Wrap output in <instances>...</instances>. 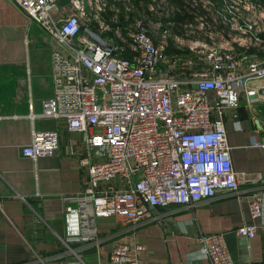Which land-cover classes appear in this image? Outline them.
<instances>
[{
	"label": "built area",
	"instance_id": "built-area-1",
	"mask_svg": "<svg viewBox=\"0 0 264 264\" xmlns=\"http://www.w3.org/2000/svg\"><path fill=\"white\" fill-rule=\"evenodd\" d=\"M12 1L53 44L54 93L42 115L65 119L70 130L85 133L88 146L86 185L64 196L65 243L99 240L100 216L142 220L157 204H192L240 189L227 121L242 129L237 108L242 101L253 106L263 95L254 81L264 78V29L246 27L244 16L246 28L236 36L250 37L258 44L254 50H234L229 34L228 46L209 45L199 59L185 58L145 26L104 33L112 21H92L93 0ZM103 2L118 9L125 0ZM83 25L101 32L110 47ZM59 140L57 129L35 128L22 153L52 155ZM254 143L264 147V138ZM249 206L262 219L236 232L252 237L264 230L262 191L249 195ZM197 240L210 264H235L224 232L202 233ZM144 249L142 242H117L110 257L115 264H140Z\"/></svg>",
	"mask_w": 264,
	"mask_h": 264
},
{
	"label": "crops",
	"instance_id": "crops-1",
	"mask_svg": "<svg viewBox=\"0 0 264 264\" xmlns=\"http://www.w3.org/2000/svg\"><path fill=\"white\" fill-rule=\"evenodd\" d=\"M52 50L38 22L12 0H0V264H115L110 255L117 242L144 243L140 264H210L197 236L219 231L226 234L235 264H244L240 242L249 264H263L264 230L252 237L236 232L262 219L251 215V193L262 191L264 206V147L254 143L264 138V119L244 101L237 108L242 129L227 121L241 173L239 190L219 191L192 204L172 202L164 210L152 207L142 220L100 216L99 240L63 241L64 196L86 185L88 146L85 133L70 130L65 119L42 115L54 93ZM255 84L264 87V82ZM35 128L59 131V148L52 155L22 153Z\"/></svg>",
	"mask_w": 264,
	"mask_h": 264
},
{
	"label": "rangeland",
	"instance_id": "rangeland-1",
	"mask_svg": "<svg viewBox=\"0 0 264 264\" xmlns=\"http://www.w3.org/2000/svg\"><path fill=\"white\" fill-rule=\"evenodd\" d=\"M103 1L93 0L94 6L91 10L92 21L95 17L107 18L110 29L105 28L104 33L113 34L114 17L119 20L121 11L116 9L114 4L108 6ZM108 4V0H106ZM259 0H223L221 13L216 9L215 3L211 0H152L147 6L146 1L141 0L138 4H133L132 0H125L130 14L126 15L128 26L135 28L145 26L152 34L159 38H165L169 42V48L179 51L183 57L192 56L199 59L202 49L213 44L228 46L227 37L219 32L215 25H219L220 19L231 30L242 27L235 22L236 11L247 17L248 28L255 32L264 29V1ZM109 11L117 15H109ZM225 13V14H224ZM211 21H214L213 24ZM245 26L243 27L246 28ZM226 29V28H225ZM241 29V30H243ZM226 32L225 30H223ZM234 39H231L234 50L249 51L254 50L258 44L250 42V37L236 36L231 33ZM240 37V38H239ZM204 44V45H203ZM263 79L254 81L260 84ZM257 111L262 114L264 119V94L260 96L259 102L255 105Z\"/></svg>",
	"mask_w": 264,
	"mask_h": 264
},
{
	"label": "trees",
	"instance_id": "trees-1",
	"mask_svg": "<svg viewBox=\"0 0 264 264\" xmlns=\"http://www.w3.org/2000/svg\"><path fill=\"white\" fill-rule=\"evenodd\" d=\"M141 0H132V3L134 4H138L137 2H140ZM146 1V4L147 6L150 5L152 3V0H144ZM168 1H173V0H168ZM213 3H215V6L216 9L218 11H220L221 13H223L221 11V8L223 7V0H211ZM263 2L264 0H259L258 2ZM118 3V1H117ZM127 3H119V6H118V9L121 11V13H119V17H120V22L119 23H113L114 25V28L117 27V26H121L123 29H126V27L128 26L127 24V19H126V15L130 14V12L127 10ZM109 15L112 14L113 12L112 11H109L108 12ZM225 14V13H224ZM236 16H237V23L240 25V26H245V18L241 15L240 12H237L236 11ZM223 19H220V22L218 23L219 25H215L216 27H218V31L222 33L223 36H226V37H230L229 34L231 33H234V34H240V31L238 29H234V30H231L227 27V25H225V23L222 22ZM213 24H215L214 21H211ZM226 28V29H225ZM223 30H225L226 32H224ZM261 34L264 35V31H261Z\"/></svg>",
	"mask_w": 264,
	"mask_h": 264
},
{
	"label": "water",
	"instance_id": "water-1",
	"mask_svg": "<svg viewBox=\"0 0 264 264\" xmlns=\"http://www.w3.org/2000/svg\"><path fill=\"white\" fill-rule=\"evenodd\" d=\"M82 28L90 36H92L96 41H98L99 43L103 44L106 47H110V45L107 43L105 37L97 29L90 27L88 25H83ZM260 92L262 94H264V87L260 88ZM155 207H157L159 210H164L168 207V204H157V205H155ZM240 253H244V255H242L240 257V262H242L244 264H249V262L251 261V257H250V255L247 254L245 242H243V243L240 242ZM252 264H255V263H252Z\"/></svg>",
	"mask_w": 264,
	"mask_h": 264
}]
</instances>
